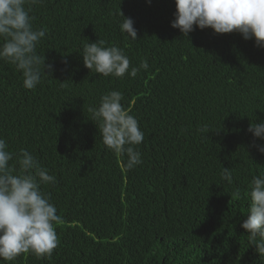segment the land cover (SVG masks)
I'll use <instances>...</instances> for the list:
<instances>
[{
  "label": "trees",
  "instance_id": "obj_1",
  "mask_svg": "<svg viewBox=\"0 0 264 264\" xmlns=\"http://www.w3.org/2000/svg\"><path fill=\"white\" fill-rule=\"evenodd\" d=\"M264 0H0V264H264Z\"/></svg>",
  "mask_w": 264,
  "mask_h": 264
},
{
  "label": "clouds",
  "instance_id": "obj_2",
  "mask_svg": "<svg viewBox=\"0 0 264 264\" xmlns=\"http://www.w3.org/2000/svg\"><path fill=\"white\" fill-rule=\"evenodd\" d=\"M261 152H264V149L260 150Z\"/></svg>",
  "mask_w": 264,
  "mask_h": 264
}]
</instances>
